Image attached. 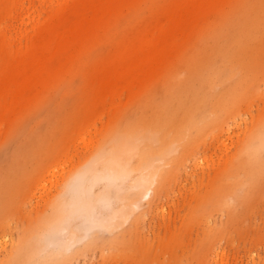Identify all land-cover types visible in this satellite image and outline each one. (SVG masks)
<instances>
[{"label": "rangeland", "instance_id": "374dc122", "mask_svg": "<svg viewBox=\"0 0 264 264\" xmlns=\"http://www.w3.org/2000/svg\"><path fill=\"white\" fill-rule=\"evenodd\" d=\"M263 141L264 0H0V264H264ZM85 171L96 214L52 229Z\"/></svg>", "mask_w": 264, "mask_h": 264}, {"label": "bare ground", "instance_id": "6f19581e", "mask_svg": "<svg viewBox=\"0 0 264 264\" xmlns=\"http://www.w3.org/2000/svg\"><path fill=\"white\" fill-rule=\"evenodd\" d=\"M236 56H238L236 52L230 54V58H234ZM205 78L206 76L202 77L203 80ZM194 82H195L194 89H197L196 79L194 80ZM229 91H230L229 88L223 89V92L228 93ZM216 103L218 106L223 108V105H221V103L219 102V97L216 99ZM200 106H201L200 102L198 101L196 102L195 100L191 103V101L189 100V118L192 117V111H193L192 108L194 109L195 107L196 110H198ZM230 109L232 110V108ZM230 109L227 108L226 112L231 111ZM189 124H190V121H189ZM127 130H128V133H127ZM127 130L126 131L123 130V132H120L118 134V136L116 137V148H114V150L109 153L110 158H107V167L110 172L109 173L102 172L100 174H96L94 181L90 185L91 187H93L95 180H97L98 178H105L107 180L119 179V180L126 181V179H128L130 176L133 175L132 161L136 157V155H138L140 144L144 140V138L143 136L139 134V130L137 129L135 125L130 126L129 128H127ZM261 134H259V136ZM262 144H264V141L262 142ZM102 157H104V155H102ZM9 165L4 167L3 170L2 169L0 170V178H1L0 179V201H2L4 198L3 190L6 188V186H9V184L6 185L5 180H3L4 174H6L5 177H11L10 175H13V174L15 175L18 170H21L19 168L22 166V165H17L16 162H13V164L10 166ZM153 169H155V164H151L148 168L144 170L142 169L141 174H140V180L144 182L145 181L151 182L152 175H154L152 174ZM14 170L15 172H13ZM87 170L91 171V167L87 168ZM85 174H86V171L78 174L75 177L74 181L71 183L68 192L69 194L71 193L72 195H68L62 200V204L58 210L59 212L57 216L55 217L56 219H53L52 222L50 223L52 229L54 228L58 229V232L66 231L65 228L68 226L70 222L69 218L70 217L72 218L73 215L75 213L77 214L78 212L85 213L89 207L91 208L92 214L93 215L96 214L97 208L93 206V202H95V198L91 195L92 193L91 189L89 188L88 190L86 188L84 189L83 187V180H84ZM100 202L103 206L101 207V210L102 209L107 210L108 212L104 216L103 220L105 222H103V224L110 226L114 222H116V219H115L116 216L114 214V211L118 210L120 206L118 205V208L116 207L117 206L116 200L110 198L108 196V192L100 196ZM88 204H92V206H87ZM120 205L123 207L122 208L123 210H120L123 212L122 215L127 216L128 214L127 209L129 208V205H126L125 202H122ZM130 208L137 209V206L130 205ZM115 213L117 214V212ZM66 235H69L71 240L74 239V235H71L69 232H66ZM47 239H48V236L43 237V241L44 240L46 241ZM51 241L52 242L54 241L53 237L51 238Z\"/></svg>", "mask_w": 264, "mask_h": 264}]
</instances>
